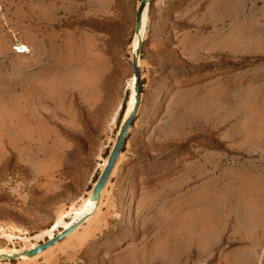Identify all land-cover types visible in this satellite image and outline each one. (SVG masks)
<instances>
[{
  "label": "rangeland",
  "instance_id": "374dc122",
  "mask_svg": "<svg viewBox=\"0 0 264 264\" xmlns=\"http://www.w3.org/2000/svg\"><path fill=\"white\" fill-rule=\"evenodd\" d=\"M143 2L0 0V264H264V0Z\"/></svg>",
  "mask_w": 264,
  "mask_h": 264
},
{
  "label": "water",
  "instance_id": "95a60500",
  "mask_svg": "<svg viewBox=\"0 0 264 264\" xmlns=\"http://www.w3.org/2000/svg\"><path fill=\"white\" fill-rule=\"evenodd\" d=\"M147 4V0H144L142 7L139 11L138 14V19H137V31H140L143 27V15H144V11H145V7ZM134 67H135V76H136V87H135V92H136V105L134 108V111L131 113V115L129 116V118L126 120L125 124L123 125V128L119 134V138L118 141L109 157V160L106 164L105 170L102 174V176L100 177L99 181L97 182L95 188L93 189L92 195H91V201L93 203H97L101 197L102 192L104 191L110 176L117 164V161L122 153V149L123 146L125 144L126 141V137H127V133L135 119L138 107H139V103H140V99H141V72L139 69V66L137 64V60L134 61ZM91 213H88L87 215H85L82 219L78 220L77 222H75L73 225H71L70 227H68L67 229H65V231L63 233H61L60 235H58L57 237H55L54 239L37 246L36 248L27 251L25 253V255H27L28 257H34L38 254H40L41 252L47 250L48 248L52 247L54 244L64 240L65 238H67L73 231H75L84 221L85 219L90 216ZM17 256H10V258L14 259Z\"/></svg>",
  "mask_w": 264,
  "mask_h": 264
},
{
  "label": "crops",
  "instance_id": "0c3cea01",
  "mask_svg": "<svg viewBox=\"0 0 264 264\" xmlns=\"http://www.w3.org/2000/svg\"><path fill=\"white\" fill-rule=\"evenodd\" d=\"M253 157L250 159L251 162V166H253L255 169L256 167L260 168V169H264V156L260 157V156H256V155H252ZM263 159V161H262ZM264 178V175H263ZM257 179H259L261 182L264 183V180L262 179L261 175H258ZM261 227H257V231H255V237L251 238V241H254L255 244L250 243L248 245V250L250 251V253L252 254L254 252L255 257H253V259H249L251 261L253 260H258V263H260L261 261L264 262V251L261 253L262 250H264V244L261 245L262 243L258 241V239L261 237V234L263 233L262 228ZM257 242V243H256ZM259 243V244H258ZM243 248V247H241ZM239 248V249H241Z\"/></svg>",
  "mask_w": 264,
  "mask_h": 264
},
{
  "label": "built area",
  "instance_id": "2783aa9c",
  "mask_svg": "<svg viewBox=\"0 0 264 264\" xmlns=\"http://www.w3.org/2000/svg\"><path fill=\"white\" fill-rule=\"evenodd\" d=\"M14 50L18 53V54H22L23 52H29V48L26 45H22V44H18L14 46Z\"/></svg>",
  "mask_w": 264,
  "mask_h": 264
},
{
  "label": "bare ground",
  "instance_id": "6f19581e",
  "mask_svg": "<svg viewBox=\"0 0 264 264\" xmlns=\"http://www.w3.org/2000/svg\"><path fill=\"white\" fill-rule=\"evenodd\" d=\"M26 52H23L22 54H25ZM136 94V93H135Z\"/></svg>",
  "mask_w": 264,
  "mask_h": 264
}]
</instances>
